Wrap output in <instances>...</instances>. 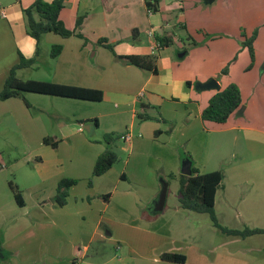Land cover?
<instances>
[{
    "label": "crops",
    "instance_id": "crops-1",
    "mask_svg": "<svg viewBox=\"0 0 264 264\" xmlns=\"http://www.w3.org/2000/svg\"><path fill=\"white\" fill-rule=\"evenodd\" d=\"M46 1L51 2L52 0ZM69 1L64 0V8L59 14V20L65 25L64 20L66 18L71 19V24L69 21V26H66L71 31L75 29L76 19L81 18V26L76 32L81 34L86 42L96 43L98 39H105L108 44L113 46L114 55L145 56L153 54L154 52L151 50L152 42L145 44L140 41V32L144 31L143 29L146 26L156 36L170 38V42L166 46L162 45L159 50L155 51L158 55L157 73L152 74L134 66L125 65L115 59L113 54L102 46H99L101 49L97 47L90 54L87 45L83 44L84 40L76 36L62 38L57 34L48 33L43 35L41 40L36 43L25 31L22 14V10L30 7L35 0H0V9L3 11V15L0 14V91L10 69L19 63L21 56L26 60H34L31 67L16 71L17 78L22 81L49 82L103 93V98L99 102L29 92L23 94L28 105L36 109H43L47 105L45 103L47 99L52 100L53 107L59 115H64L65 105L74 107L76 112L81 113L89 111L90 106L110 102L109 104L116 109V112L98 113L87 118L96 119L97 127L93 123H79L84 128L90 125L91 131L89 134L87 133L89 137L97 135L98 129H102L104 133L114 131L102 127L101 121L105 116L115 118L121 113V115H129L133 120L136 113L135 106L138 105L139 101L158 105L166 113L164 114L165 117L169 119L185 120L189 130L191 129L198 135L204 132L207 134L211 132L224 133V147L228 148V151L225 157L219 158L220 162L224 161V168L220 170L223 173V181L214 198L216 220L219 226L231 231H239L230 228L233 221H241L253 226L255 229L264 230V174L262 175L256 170L258 166H251L257 165L264 159V129L257 126H226L227 122L222 125L212 123L213 126H218V129H215L209 127V122L202 121V110L206 107L209 99L221 88L218 85V90H213L214 93L211 96L201 97L204 92L210 90L201 89L197 85H203L208 81L205 83L194 82L195 84H193L190 78L175 73L171 53L168 49L174 41L172 35L168 34L169 26L166 23L162 25L160 19L156 18L153 13H148L144 0H137L139 4L136 7L134 6V0H104L103 5L107 6L106 11L93 16L89 14L87 16L84 13V0H72L71 3ZM163 1L160 0L159 10L155 15L159 14L161 16L162 8L165 6ZM133 7H135V11L138 7L136 17L127 19L122 24L118 18L119 11H129ZM139 8H141V11H139ZM145 16L148 18L147 21L144 19ZM99 18L100 23H98ZM131 29L137 31L134 39H131V36L127 33ZM42 41L50 44L49 47L44 49L43 53L40 51ZM56 45L61 46L62 50L56 58L52 59L49 54L51 48ZM100 50L108 51L110 56ZM185 55L186 53L181 54L179 52L177 57L181 59ZM250 61L253 65L254 60L252 61L250 58ZM39 68H47L49 71L47 80L36 79L28 73L29 71L39 70ZM192 89L196 91L195 95ZM55 101L60 104H67L57 105ZM202 101L204 102L202 103ZM203 104L204 106H202ZM23 107L26 110L28 109L19 98L0 101V130H3L1 128H8L11 124L18 127V121L24 115ZM243 110L238 112L237 116H241ZM69 121H60V131L64 137L71 134L72 126H77L72 125ZM82 125L76 127L75 131L81 133ZM140 128L141 130L144 128H147L144 130H149L148 137L155 131L147 125H142ZM121 138L124 143L123 150L127 151L133 148L135 142H139L142 135L137 134V137H134L126 131L125 134L120 136ZM159 139L161 142L159 140L150 141L166 144L169 137L161 134ZM41 143L43 146L48 147L43 143V139ZM213 149V143L194 148V150L188 152L192 159L185 156L184 160L189 159L191 161V169H194L196 174L219 171L217 168L212 170L207 167L212 164L211 152ZM103 151L102 148L100 154ZM197 151H201L202 154L198 156V160L195 158ZM231 161H234L235 165L232 166L231 164L227 168V163ZM110 170L111 168L105 174ZM180 170L181 167L178 166L168 172L169 176H165L168 186L170 181H176L178 184L181 175ZM76 185L69 189L65 206L70 203L69 192ZM160 188L161 186L159 187L150 182L147 189L143 193H139L141 210L147 211L149 215L148 220L142 225L129 223L127 221V218L130 217L127 214L128 212L118 215L117 211L116 215H108L110 218L108 221L111 224L123 229H120L121 231L117 233L112 230L111 234L105 236H110L112 240L109 241H114L119 247L120 244L128 247L130 258H127V255L121 256V258H118V264H264V239L248 243L249 240H254L255 236H264V234L245 238L219 234V230L213 226L207 214L181 209L177 198L171 206H167V200H165L163 208V211L166 212L165 217H157L159 213H153L152 207ZM178 189L177 187V191ZM142 204L145 208L142 207ZM109 205L100 208L102 211L106 208L104 215L108 214ZM12 211V217H9V220L0 222V249L2 254L0 264H97L86 258L90 246L94 242L104 239L99 229L100 217L93 224L90 231L84 230L75 233L74 236L77 237L80 234L78 238H73L72 241L69 238L57 241L52 237H39L37 235L44 229L39 221L19 217L20 213L25 211L24 204L19 206L15 202ZM203 216H207L208 219H202L206 218ZM60 224L63 228L68 227V223L60 222ZM56 227L59 228L57 225ZM152 246L153 248H151ZM151 252L153 258H150ZM163 254L183 256L185 261L184 263L166 262L161 260ZM126 259L130 261L126 263Z\"/></svg>",
    "mask_w": 264,
    "mask_h": 264
},
{
    "label": "rangeland",
    "instance_id": "rangeland-1",
    "mask_svg": "<svg viewBox=\"0 0 264 264\" xmlns=\"http://www.w3.org/2000/svg\"><path fill=\"white\" fill-rule=\"evenodd\" d=\"M84 1L83 11L87 16L99 15L106 11L104 0ZM163 3L165 6L162 8L161 16L155 13L153 15L160 19L162 25L168 24V34L174 38L173 45L168 49L175 73L190 78L193 84L214 80L220 86V90L229 83H235L241 93L242 105L230 116L226 126H257L264 129V0H164ZM137 4H139L137 0H134L135 7ZM135 7L129 11H119L118 18L122 24L127 19L136 17L138 7L136 11ZM144 19L147 21L148 18L145 16ZM69 21L71 24V19L66 18L65 25L63 24L67 30ZM143 30L139 35L141 43H151L154 37H148L147 34L151 29L146 26ZM133 31L134 29L127 31L131 39L135 36ZM254 32H257V36L252 42L254 63L251 65L248 49L243 44L251 39ZM86 45L90 54L97 47L101 49L97 42L89 41ZM49 46L50 44L42 41L40 51L43 53ZM100 51L110 56L108 51ZM179 52L186 53L185 57L179 59L177 57ZM226 66L228 72L227 75H223L222 71ZM28 73L36 79L47 80L49 71L47 68H39ZM209 90L201 97L211 96L215 89ZM192 92L195 95L194 89ZM52 102L47 99L45 102L47 105L43 109H36L31 105L27 110L23 107L24 115L18 121L19 126L11 124L8 128L0 130V208H3L0 209V222L12 217V209L15 206L9 184L20 191L25 205V211L20 213L19 217L37 220L44 226L43 231L37 234L39 237L48 236L57 241L69 238L72 241L73 238L80 236V234L78 237L74 236L75 233L90 231L100 217L99 229L104 239L90 246L86 258L97 264H118V258L125 255L130 258L127 246L120 244L119 247L114 241H109L112 240L110 236H105L111 234L112 230L117 233L123 229L111 224L108 215H116L117 211L118 215L128 212L129 223L142 225L146 222L149 215L147 211L141 210L139 193H143L150 182L160 187L161 182L165 181V176H169L170 170L178 166L180 168L185 156L191 157L188 155L190 150L213 143L214 149L211 152L213 161L207 167L212 170L217 168L219 171L224 168V161L221 160L223 163L219 161V158L225 157L228 151V148L224 147V133L204 132L198 135L189 130L185 120L177 121L165 117L166 113L158 105L142 101L152 107L149 110L152 116L158 111L160 116L154 118L162 120L139 121L136 118L132 120L129 115L121 113L115 118L105 116L101 121L102 127L114 131L104 133L102 129H98L97 135L89 137L83 125L79 123L98 113L116 112L110 102L90 106L89 111L79 113L74 107L66 106L67 103L60 104L55 101L57 105H65L64 115L57 114ZM69 108L71 110H68ZM242 108L243 114L237 116ZM135 110H138L137 105ZM61 120L66 122L70 120L72 125H77L72 126L71 134L67 137L60 131ZM79 125H82L81 133L75 131ZM142 125L155 130L150 137L149 130H144L147 128L141 130ZM213 125L210 123L209 127L218 129V126ZM126 131L134 137H137V134L142 135L139 142H135L130 150H123L122 138L110 146L102 142V136L105 134L113 133L120 137ZM161 134L169 137L166 144L160 143ZM45 138L50 143L48 147L41 143ZM150 140L160 142L152 143ZM55 141L58 148L54 149L51 144ZM105 147H109L116 154L117 161L107 174L93 178L94 162ZM200 155L201 151L195 153L196 160ZM231 164L234 166L235 162L227 163V168ZM251 166H258L256 170L264 174V159ZM64 179L75 180L77 185L69 192L70 203L60 209L54 197L56 186ZM177 187L179 188L176 181H170L166 197L167 206L176 202ZM106 196L107 200H104ZM108 204H110L108 214L104 215L106 208L104 211L100 208ZM142 207L145 208L143 204ZM165 213L160 212L157 217H165ZM203 217L206 218L202 219H208L207 216ZM60 222L68 223V227H61ZM231 226V229L239 231L255 229L241 221H233ZM253 239L248 243L264 239V236H255ZM150 254V258H153V253ZM129 261L126 259L125 262Z\"/></svg>",
    "mask_w": 264,
    "mask_h": 264
},
{
    "label": "trees",
    "instance_id": "trees-1",
    "mask_svg": "<svg viewBox=\"0 0 264 264\" xmlns=\"http://www.w3.org/2000/svg\"><path fill=\"white\" fill-rule=\"evenodd\" d=\"M159 2L160 0H144L145 8L147 11L150 10L152 13H157L159 10ZM63 8L64 0H52L51 2H47L46 0H35V2L30 7L22 10L25 31L27 35L36 43L41 40L43 35L54 33L61 36L62 38H69L71 36L79 37L83 39L84 43L86 44L87 42L84 37L76 32V30L81 26L82 19H76L74 30L70 31L65 29L63 23L59 20V14ZM136 32L137 31L134 29L133 35H135ZM256 33L257 32H254L251 39L243 44V46L248 49L249 56L252 61L254 58L252 42L256 37ZM155 39L161 44V46H166L170 42V38L168 37H160L155 35ZM97 44L109 50L115 59L123 62L125 65H131L138 69L151 72L152 74L157 73L156 63L158 60V55L156 52L145 56H117L113 53V46L108 44L105 39H98ZM61 50V46H53L49 56L54 59L60 54ZM33 62V59L26 60L20 56L19 63L10 69L5 79L3 88L0 91V101L7 100L9 98H19L29 109L30 106L23 97V94L26 92L93 102H99L102 100L103 93L100 91L49 82L33 80L22 81L18 79L16 76V71L31 67ZM227 72L228 68L226 66L224 67L222 74L226 75ZM241 105L242 99L240 90L236 84L231 83L223 90L217 91L209 99L206 107L201 112V119L203 122H209L218 125L225 124L230 116L235 111H237ZM137 106L138 110L135 113V118L137 120H162L161 118H154L156 116H160L158 111L155 112V116H152L149 113V110L152 107L147 106L140 101ZM81 123H93L95 127L98 126L96 119H88ZM119 138L120 137H116L113 133L105 134L102 136V142L106 146H110V144ZM43 143L46 145L50 144L46 138L43 139ZM51 146L55 149L57 147L56 141L52 143ZM116 161V154L109 147H105L104 151L96 159L92 171V177L94 178L102 176L110 168H112ZM191 170V176L180 175L178 179L179 189L177 193V199L181 209L199 214H207L213 226L217 228L222 234L240 236L242 238L257 234H264V230L260 229L231 231L219 226L214 213V198L216 191L221 186L223 181V174L220 171L196 174L194 169ZM75 184H77V181L70 179H64L58 183L54 197V201L58 207H63L66 205L68 191ZM89 185H91V181H89ZM9 187L13 193L15 202L19 206H22L23 202L19 190L16 187H13L11 184H9ZM107 197L108 196L104 197V200H107ZM161 260L171 263H184L185 258L175 254H163L161 256Z\"/></svg>",
    "mask_w": 264,
    "mask_h": 264
},
{
    "label": "water",
    "instance_id": "water-1",
    "mask_svg": "<svg viewBox=\"0 0 264 264\" xmlns=\"http://www.w3.org/2000/svg\"><path fill=\"white\" fill-rule=\"evenodd\" d=\"M208 1H210V0H208ZM197 86H199V88L204 89V90H209V89L218 90V84L214 80H210L203 85H197ZM242 110H243V108L241 109V111ZM84 129L88 134L91 131L90 125L85 126ZM180 172H181V175L191 176V174H192L191 161L189 159H185L182 161ZM167 189H168V183L166 181H162L160 191L157 195L155 202L153 203V207H152L153 213H160L163 211L166 196H167ZM0 257H2L1 251H0Z\"/></svg>",
    "mask_w": 264,
    "mask_h": 264
},
{
    "label": "built area",
    "instance_id": "built-area-1",
    "mask_svg": "<svg viewBox=\"0 0 264 264\" xmlns=\"http://www.w3.org/2000/svg\"><path fill=\"white\" fill-rule=\"evenodd\" d=\"M148 13L152 14V12L150 10L148 11ZM0 14L3 15V11L1 9H0ZM147 34H148V37H154V39L152 40V49L151 50H152V52L155 53V51H157L161 48V44L158 41H156L155 33L152 30H150ZM126 139H127V137H126Z\"/></svg>",
    "mask_w": 264,
    "mask_h": 264
}]
</instances>
